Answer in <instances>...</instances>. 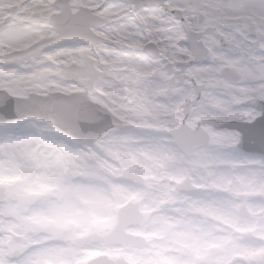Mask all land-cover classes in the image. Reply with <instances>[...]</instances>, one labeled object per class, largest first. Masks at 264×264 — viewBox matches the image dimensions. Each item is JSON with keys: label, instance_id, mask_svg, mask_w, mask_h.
<instances>
[{"label": "clouds", "instance_id": "9594fccd", "mask_svg": "<svg viewBox=\"0 0 264 264\" xmlns=\"http://www.w3.org/2000/svg\"><path fill=\"white\" fill-rule=\"evenodd\" d=\"M79 11L90 10L84 4ZM58 20L15 42L17 54L9 64L18 70L10 75L31 85L24 103L46 126L67 108L87 105L97 112V130L84 140L45 137L53 143L64 140L70 150L86 148L92 156L83 168L64 163L63 152L47 161L40 154L32 158L36 175L14 189L21 235L0 237V257L7 264H244L238 259L246 254L241 244L259 241L242 239L238 229L264 233V148L249 153L260 161L251 168H217L202 158L205 151H217L207 130L228 131L232 126L218 118L241 112L220 111L210 97L222 85L210 88L203 77L218 74L216 53L240 54L232 39L222 37L262 30L264 0L198 5L197 21L210 27L188 48L176 46L165 69L168 91L142 103L128 102L125 86L132 77L116 70L129 62L121 37L106 34L99 23L82 36L68 37ZM245 54L264 57V45ZM219 75L232 84L242 81L233 71ZM258 75L243 83L258 87L264 98V71ZM255 107L264 116V103ZM169 120L182 123L180 144H165L162 137L168 134L162 130L142 129L145 121L163 129ZM134 136L148 139L134 142ZM250 191L261 196L249 199Z\"/></svg>", "mask_w": 264, "mask_h": 264}, {"label": "rangeland", "instance_id": "374dc122", "mask_svg": "<svg viewBox=\"0 0 264 264\" xmlns=\"http://www.w3.org/2000/svg\"><path fill=\"white\" fill-rule=\"evenodd\" d=\"M241 3H259V0H241ZM26 0H0V90L9 92L12 96L26 98L25 89L31 88V85L26 81H20L18 77L10 75L18 69L3 64V59L6 55L15 51V42L28 36L31 31L38 26L39 20L33 19L43 15L42 9H34L31 14H26L28 9L25 7ZM14 7L18 8L16 14L12 13ZM251 15V13H250ZM10 18V20H7ZM256 18H259L257 15ZM129 39V37H128ZM119 72L126 74L129 77H134L138 72H142L147 76L149 72L156 70V67L150 62H139L129 58V62L121 64L116 69ZM155 86L156 83H151ZM163 90V82L160 85ZM135 90L142 94L144 99L142 102L150 98V89L148 83H139L135 86ZM54 91V90H49ZM41 95L47 93L41 92ZM151 98H155L153 94ZM137 102L138 98L135 99ZM129 103L132 100L128 101ZM140 102V103H142ZM173 120L165 122L163 129L156 128L149 122H143L142 129L144 131H165L167 132ZM136 126V122H133ZM148 123V127L145 125ZM0 126V189L5 190V199L0 203V237H8L13 234L20 236L16 232V223L19 213V200L14 189L25 182L27 176L36 175V168L38 165L33 162L32 158L40 154L41 161H47L53 156H57L59 152H63V161L66 164L83 168L88 158L92 156L86 148L78 150H70V146L64 140H59L55 143L47 140L45 137L48 134H54L59 137H64L67 140L75 141L67 133L63 132L59 127L49 123L44 125L41 120L36 118H27L23 120L12 121ZM144 127V128H143ZM170 136V134L167 132ZM171 144V139L164 136ZM145 137H131L132 141L137 142ZM127 139V138H126ZM239 137H220L213 138L210 146L217 151L203 152L202 158L207 160L213 167L220 166V168H229L232 170L251 168L259 165V160L249 158V154L239 150L235 155L231 154V150L238 149ZM47 146V151L44 150ZM86 152V156H77L76 152ZM148 157V154H144ZM219 157V158H216ZM149 159L151 157H148ZM111 163V161H109ZM245 179V178H241ZM206 187V186H204ZM261 195L259 191H250L247 193L249 199H255V196ZM249 212L252 213L251 207ZM241 233V238L244 239L245 234H252V240H257L263 244L262 247H257L254 243H243L241 247L246 254H242L238 259L242 260L244 264H264V233H259L252 230L238 229ZM7 255V254H5ZM2 264H7L4 257H0Z\"/></svg>", "mask_w": 264, "mask_h": 264}, {"label": "snow or ice", "instance_id": "6c2138e0", "mask_svg": "<svg viewBox=\"0 0 264 264\" xmlns=\"http://www.w3.org/2000/svg\"><path fill=\"white\" fill-rule=\"evenodd\" d=\"M219 2V0H213ZM241 3V0H232ZM260 2V0H259ZM63 4L64 7L60 5ZM86 4L89 12L80 13L82 5ZM258 4V3H257ZM199 0H26V14L34 9H42L43 15L33 17L45 21L40 29H47L54 18L59 17L58 27L68 37L84 35L87 30L102 25L106 34L127 36V55L139 62H166L169 54L176 46L188 48L195 42L197 36L206 32L210 25L206 22L193 23V14L197 13ZM42 35H48L41 30ZM233 47H244L249 40L257 41L253 47L264 45V26L262 30L252 35L234 33ZM20 101L9 92H0V118L9 122L18 120ZM236 130L250 144H264V116L253 123H241Z\"/></svg>", "mask_w": 264, "mask_h": 264}, {"label": "flooded vegetation", "instance_id": "af4514ba", "mask_svg": "<svg viewBox=\"0 0 264 264\" xmlns=\"http://www.w3.org/2000/svg\"><path fill=\"white\" fill-rule=\"evenodd\" d=\"M202 5H206L209 3H213V0H199ZM229 20H235L239 18H228ZM259 21V18H256ZM193 23H199L197 21V13L193 14ZM260 29H258L259 31ZM128 37L121 36L122 47L127 48L131 45L127 44ZM257 41L249 40L248 44L244 47L237 46V51L240 53L239 55L233 54H221L216 53L217 57H220V69L217 70L218 74L216 76H211L205 73L203 79L206 82L210 83V88L215 87L217 85H222L220 88L219 94L215 96H211L212 99L217 105L220 111L228 112L230 109L239 108L241 112L238 114H232L230 116H225L222 118H218L220 123L223 125H231L232 127L226 132H218L213 129H208V135L210 138V142H212L213 138L217 136L220 137H241L239 131L236 130V126L241 123H252L253 121L259 118L258 111L256 109V105L260 103H264V98L260 96V90L258 87H246L243 83V78L245 77H254L255 79H259V73L264 71V65H262V61H264V57L259 55L248 56L245 53L253 51V45H256ZM173 52V51H172ZM179 59V57H178ZM153 67H156V70L149 72L144 76L142 72H138L132 79H129L126 84V90L129 94L126 99L128 101L138 98L139 102H142L144 99L141 97L140 91L135 90V86L139 83H148V87L151 92V96L155 93L164 94L168 91L166 87L163 86V90L160 86H152L151 83H156V80H160L164 82L168 79V76L165 72V69L168 64V59L166 62H156L151 63ZM211 67V65H208ZM233 71L242 77V81L239 84H232L228 81L223 80V78L219 75V71ZM239 91L241 94L237 95L236 92ZM158 102V101H157ZM251 106V107H249ZM134 124V123H133ZM169 126L167 132L173 138V135L181 132L182 123L179 120H173ZM167 133L166 131H163ZM174 142H176L174 140Z\"/></svg>", "mask_w": 264, "mask_h": 264}, {"label": "water", "instance_id": "95a60500", "mask_svg": "<svg viewBox=\"0 0 264 264\" xmlns=\"http://www.w3.org/2000/svg\"><path fill=\"white\" fill-rule=\"evenodd\" d=\"M17 9H15L16 11ZM13 53L5 56L4 63L9 64V57L16 55ZM2 92V91H0ZM20 101V115L18 120L26 119L29 117L39 118L33 111L30 105L24 103V99H18ZM8 121L0 118V125L7 123ZM50 123L55 124L63 131L67 132L76 140H84L88 136L94 134L97 130V126L100 123V115L91 110L87 105H78L75 107L67 108L62 110L57 116H54ZM181 142L184 139L182 135H179L178 138ZM241 148L247 152H259L264 148V144L256 143L250 144L242 137ZM4 198V190L0 189V201ZM259 198V197H257ZM250 237L251 236H245Z\"/></svg>", "mask_w": 264, "mask_h": 264}, {"label": "bare ground", "instance_id": "6f19581e", "mask_svg": "<svg viewBox=\"0 0 264 264\" xmlns=\"http://www.w3.org/2000/svg\"><path fill=\"white\" fill-rule=\"evenodd\" d=\"M146 127H148V123L145 125V128ZM144 128V127H143ZM143 138V137H142ZM140 139V138H139ZM143 139H148V137H146L145 136V138H143ZM140 140H142V139H140ZM140 140H138L137 142H139ZM162 140H163V142L165 143V144H168V140H167V138L166 137H162ZM217 168H220V166H216ZM242 169H244V168H242ZM207 187V186H206ZM257 241V240H256ZM257 247H262L263 246V244L261 243V242H259V243H254Z\"/></svg>", "mask_w": 264, "mask_h": 264}]
</instances>
